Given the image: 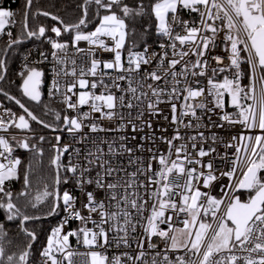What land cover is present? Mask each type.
Returning a JSON list of instances; mask_svg holds the SVG:
<instances>
[{
	"label": "snow or ice",
	"instance_id": "1",
	"mask_svg": "<svg viewBox=\"0 0 264 264\" xmlns=\"http://www.w3.org/2000/svg\"><path fill=\"white\" fill-rule=\"evenodd\" d=\"M90 5H95L96 14L93 19L98 20V23L92 30L85 31L82 29L89 22ZM31 7L32 0H24L23 33L25 35L13 38L11 30L7 31L8 39L3 49L5 55L0 56V80L5 78L7 53L13 45H18L23 38H47L44 25H39L34 30L28 27L27 17ZM80 8L82 14L74 23H65L59 16L40 9L33 12L32 16L39 13L58 21L61 27L53 25L51 32L56 37H60L62 31L69 33L70 44L75 52H85L78 46L80 41H85L90 46L87 49V54L91 57L90 66L87 69L81 68V78L78 80L81 89H85V86L89 84V81L83 78L85 72L95 77L101 64L104 70L111 69L118 73L123 72L125 75L118 74L112 85L103 84L102 78L100 84L103 87L100 94L81 90L75 103L68 95L73 92L74 84H67L62 94V103L66 108L76 110L80 105H90L91 112H98L101 118L108 120H113L119 115L120 122L115 131H120L126 124L131 125L135 130L137 121L142 129L145 124V111L154 116L157 112H162L158 105L167 103L171 109V123L176 127L171 138L166 136L158 138L167 145L168 152L157 156L153 148H148L147 151L151 155L146 165L143 158H135L132 155L133 149L127 148L124 143H120L118 147L129 154L127 164L114 163L112 159H105L103 148L95 143L92 149L84 152L83 163H81L80 150L75 149L74 153L68 151L71 147L68 143L63 144L62 147L59 146L61 136L55 135L57 143L51 146L55 149V154L50 158V164L56 170L55 179L51 185L52 190H49L50 186L45 183L43 190L37 192L24 205L25 208L30 205L32 209H37L41 202L48 203V208L43 212L44 216L55 215L63 206L64 215L59 223L51 228L47 243L40 252V255L45 258L44 264H48V261L51 264H65V262L78 264L74 257L89 258L81 259L79 264H108V258L99 251L89 250L86 253H79L73 250L69 243L70 237L75 236L78 244L82 239L83 245L89 249L104 247L112 241H115L117 245L123 243L129 246L130 231H136L133 215H139L143 220L145 211L148 212L147 223L141 224V227L147 236V247L155 249L156 245L151 242L154 235L166 242L163 259L159 264H240L241 261L243 264H264V0H148L147 4L144 0H134L132 4L126 0H84ZM182 11L198 14L199 20L192 21L190 24L189 20L180 16ZM15 15L14 10L0 6V34L4 33L6 26L16 23ZM145 15H148L150 20L154 18L155 33L162 38L158 43L159 51L149 53L147 43L144 44L142 51H133L129 47L128 66L125 67L122 50L127 36L126 20ZM150 27V24L145 23L143 30L147 32ZM178 27L182 28L185 34L175 31ZM222 29L226 30L223 40L224 47L229 52L228 63L223 66L221 62L225 59L224 57L211 55L217 39L216 34ZM102 37L110 38L111 44L106 43ZM48 42L51 45L55 64L62 65L68 62L67 56L61 57L58 53L67 51L69 41L59 42L57 39L48 38ZM177 42L180 47L177 46ZM184 46H187V50ZM97 49L113 53L112 59L104 61L97 59L95 57ZM169 50H171V58H169ZM242 52L246 53V56H242ZM210 55L211 60L208 58ZM189 56L194 57V60L189 59L185 62L184 58ZM40 57L47 59L44 52H40ZM242 61L248 65L247 85H244L241 80L244 75L241 71ZM177 66L180 67L179 72L176 71ZM209 68L212 72L210 76ZM226 68L235 70L232 78L224 76L222 80L215 79L217 71L223 72ZM257 70L260 71L258 77ZM52 71L54 77L48 89L50 98L61 95V85L58 80L60 73L55 66ZM189 72L193 78L192 83H184L181 87L180 78L187 79ZM134 74L136 87H133ZM17 75L21 77L22 82L19 88L23 95L30 101L39 103L42 98L40 86L43 82V70L25 62ZM108 75L107 71L102 74V76ZM169 76L172 77L171 81L168 80ZM197 77H207L208 95L212 98L207 112L212 113L214 109L223 110L226 93L227 104L233 106L236 111L223 112L219 119L232 124H241L249 133L247 136L244 132L240 133L241 143L233 145L229 141L226 145V148L236 147V158L232 160L231 166L226 171L220 173L222 177H227L228 183L220 185L222 195L219 196L211 193L212 182L217 180L213 163L211 160L203 163L201 159L215 152V148L206 150L201 146L197 149L195 142L199 136L201 145L203 144L205 139L203 133L188 137V140L192 141L191 152L188 151L186 144L173 143L174 140H183L179 130L181 126L192 127L191 120L185 123V117L191 116L199 120L196 109L206 108L203 102H192L204 96V88L200 86ZM125 79L128 81V87L116 96L111 89H120L121 86L116 81ZM148 81L156 83H148ZM161 81L164 87L158 86V82ZM97 86V81L93 79L91 89L94 90ZM106 89L107 94H105ZM0 94L13 100L22 109V113L17 116L16 113L5 108L3 111L9 118L0 117V194H2L0 209L4 211L7 221L18 220L20 230L30 238L28 245L19 252L18 256L15 252L7 255L3 264H27L31 241L36 239V233L26 227V222L38 220L41 216H32L23 212L14 202L13 192L7 188L6 182L19 180L21 169H23V187L15 195L17 199L29 196V176L32 166L30 163L24 165L19 156L13 158V150L14 147H18L42 155L43 149L35 143H30L26 136L20 139H17L15 135L6 138L4 133L9 132L10 125L16 129L28 130L30 129L29 120H31L54 132L57 128H63L74 139L87 140L88 134L80 133L84 128L83 121L89 117L90 113L84 112L71 116L64 114L62 124L54 125L38 117L20 99L10 95L3 88H0ZM181 96H183V102L177 105L174 100H179ZM118 106L127 108L129 117L132 116V110L136 109L135 120L126 121L123 115L116 112ZM45 108L47 114V106ZM52 111L56 120L60 121V113ZM147 126L152 127L150 120ZM88 129L91 133L106 131L96 121L90 123ZM119 139L124 141L126 137L121 136ZM140 139L154 141L155 138L149 135ZM212 139L215 141L214 136ZM235 139L236 137H232V140ZM10 140L15 141V145ZM39 140L43 142L44 136H40ZM105 142L108 144L107 155L116 156L118 152L114 142L102 140L100 143ZM136 147L143 149L142 144ZM241 148L244 149L243 156L240 155ZM66 152L68 162L64 164L60 157ZM74 154L75 163L73 162ZM137 161L139 162L137 169L128 171L127 169ZM153 161L158 163V168L155 170ZM94 169L95 174L89 175ZM62 172L68 174L64 175L63 183H68L71 179L75 186L84 192L86 202L81 201V207H76V197L69 189L65 188L62 193L59 191ZM173 172L186 177L183 184L174 185L170 181L169 174ZM141 175L146 179L139 180L138 177ZM201 181L208 191H201L199 187ZM153 184L156 185L155 191L152 189ZM85 185L92 186V190L85 191ZM119 189H123L122 194L119 193ZM139 189H143V193ZM238 190L245 191V199H241ZM173 191L177 192L178 199L171 196ZM99 193L105 195L100 196ZM106 201L110 208L115 209L114 211L106 208ZM149 202H151L150 208L147 207ZM85 209L87 215L84 214ZM172 213H176L177 216L180 213L186 214V218L182 221L183 227H173ZM209 216L211 220L208 219ZM72 220L78 221L80 226L64 231L65 226ZM88 223H91L92 227L86 226ZM159 224H167V229L158 227ZM2 230L3 225L0 224V240L7 235ZM113 231L116 235L109 240L108 233ZM132 242L138 243L139 246L135 256L127 252L114 255L112 264H127V261L138 264L145 255L144 238L141 237ZM167 249H184L186 256L177 255L175 260H172L169 258ZM237 250L245 254L237 255ZM4 256L5 248L0 243V257ZM121 257H126L127 261L122 260ZM145 264L148 262L145 261ZM151 264H158L155 256Z\"/></svg>",
	"mask_w": 264,
	"mask_h": 264
},
{
	"label": "built area",
	"instance_id": "2",
	"mask_svg": "<svg viewBox=\"0 0 264 264\" xmlns=\"http://www.w3.org/2000/svg\"><path fill=\"white\" fill-rule=\"evenodd\" d=\"M180 16L185 19L189 20L190 24L192 21L199 20V16L197 17H192L191 16H185L183 12H180ZM211 22V21H210ZM12 25H8L6 30L9 29ZM217 26L219 27V22H217ZM127 31V29H126ZM175 31L180 32L181 34H185L182 28H176ZM224 29L221 31L217 32V39L215 41V47L213 49V52L211 55H220L224 57L225 59L221 62V66L226 65L228 63L227 61V56L229 54L228 50L225 49L224 47V34H225ZM199 35V34H198ZM47 38H43L41 43H28L17 64L15 67V72L16 74L20 72L22 69V66L25 62L29 63L30 66H36L40 69L43 70V78H44V91H43V96L45 99L50 101L51 103L56 104L59 107V113L63 117L64 114H67L69 116L71 115H78L82 114L84 112H89L90 115L88 118H86L83 121L84 128L82 129V132L80 133L81 135L87 133L88 134V139L87 140H77L74 139L72 136H70L67 131L63 128H57L56 131H52L51 129H41V131H32L31 129L28 130H20L16 129L14 126H9V132L4 133L6 135V138H10L12 135H15L18 137V139L22 137H28L29 142L35 143L37 145H42V144H48L49 146H52L53 144H56L57 141L55 140V135H60L61 140L59 142V146H63V144L68 143L71 147L69 148L68 151L73 152L75 149L80 150V162L83 163V155L86 150L92 149L94 143L100 145V147L103 148L105 152V159H112L114 163H120L123 162L124 164H127L129 160V154L126 151L120 150L119 149V144L124 143L127 148H132L133 149V156L135 158H143L145 165L147 164L148 158L151 155L147 150L148 148H153V151L155 155L159 156L161 153H167L168 152V147L167 145L160 139H158L161 136H166L168 138H171L175 129V125L171 123V109L170 106L167 103H161L158 105V107L162 110V112H157L156 115H149L147 111H145L144 115V127L141 129L139 122L137 121V128L135 130L132 129L131 125L126 124L125 127H123L120 131H115L117 128V125L119 124V115L114 118L113 120H108L107 118H101L100 113L98 112H91L90 110V105H80L76 110L72 109H67L66 106L62 103V94L64 92V88L66 87L67 84L71 83L74 84L73 92L68 93V95L71 97V100L73 103L76 102L78 94L81 90H88V91H94L96 94H100L101 88L103 87L102 84H100L101 79L103 78V84L106 85H112L113 82L115 81V77L119 75H125L123 72H117L115 70H104L102 67V64L99 66L97 74L95 77H93L91 74H88L85 72L84 79L89 81V84L85 86V89H81L78 80L81 78L80 72L81 68L87 69V67L90 66V59L91 57L87 54V49L90 47L87 42L85 41H80L78 42V46L81 49H84L85 52L83 53H77L75 50L72 48L71 44L69 43V47L66 52H59L58 55L61 57L67 56L68 62L62 64V65H57L55 64V61L53 60L52 57V49L51 45L48 42V38L50 39H57V37L54 34L46 35ZM105 42L108 44H111L110 38H104ZM162 38H160L158 41L154 43H147L149 45V53L152 51H159L158 48V43ZM58 40V39H57ZM59 42H64L61 40H58ZM177 46H179V42H177ZM129 47L132 48V43L129 38V34L127 31V36H126V43L125 46L122 50V58L124 61V66L127 67V56H128V49ZM238 47H242L238 45ZM185 50H187V46H184ZM230 48V45H229ZM133 51H142V49H134L132 48ZM40 52H44L47 59L44 60L40 57ZM211 55L208 57L211 60ZM242 56H246V53H241ZM25 56H27V61H25ZM113 53L109 51H104L97 49L95 52V57L97 59H100L101 61L104 60H110L112 59ZM169 58H171V50H169ZM189 59L194 60V57H185L184 60L185 62L188 61ZM35 61H40L39 63H33ZM71 61H75V63H71ZM212 63L215 64V61L212 60ZM246 63L244 61L241 62V71L243 64ZM56 67L57 71L60 73L58 80L61 85V95H56L54 97H49L48 94V89L49 86L53 80L54 73L52 71L53 67ZM107 71L109 73L108 76H102L103 72ZM176 71H180V67L177 66ZM234 69L232 68H226L225 71L220 72L217 71L215 79L217 80H222L224 76H228L229 78H232V75L234 73ZM73 72L75 73L73 75ZM142 75V73H141ZM208 75H212L211 68L208 69ZM257 77L260 75V71L257 70L256 73ZM19 76V75H18ZM95 79L98 83V86L96 89H91V81ZM172 77L169 76L168 80L171 81ZM182 80L181 87H183L184 83H192V77L189 72V75L187 79L180 78ZM200 81V86L204 88V96L203 98H198L196 101H192L193 103L195 102H203L206 105L205 109H196L197 117L200 119L197 120L196 118H193L191 116L185 117V123H187L189 120H191L192 127L191 128H186L181 126L180 127V133L181 136L183 137V140H174V144H180L184 143L188 146V151L191 152V143L192 141L188 140L189 136H194L197 135L198 133H203L204 136V141L203 144L201 145V140L199 136H197L196 145L197 149L199 147L203 146L206 150L209 148H215V152L210 153L208 156L201 158L203 163H207L209 160L212 161L213 163V168H214V175L217 176V180L212 182L211 185V193L213 195H222L220 192V185H227L228 180L227 177H222L220 175L221 172L226 171L232 163V160L236 158V147H227L226 145L229 143V141L232 142L233 145L241 143L239 136L241 132H244V134L247 136L249 133L243 129V126L241 124H232L229 123L228 121H221L219 119V116L223 114V112H235V108L233 106H230L227 104V94L225 93V108L223 110L220 109H214L212 113L207 112V107L211 106V96L208 95V89H207V77H197ZM242 83L244 85H247L246 83L243 82V75L241 77ZM116 83L120 84V89H115L112 88L111 91L116 95L119 96L120 92L123 89H126L128 87V81L127 79L123 81H116ZM148 83H156L152 81H148ZM158 86L164 87L163 81L158 82ZM195 86V85H193ZM133 87H136V76L135 74L133 75ZM107 89L105 90V94H107ZM127 102V101H126ZM174 102L179 105V103L183 102V96L179 98V100H174ZM8 108L11 110V112L15 113V111L5 103L0 101V117H3L4 119H8L9 117L4 113V109ZM116 112L118 114H121L125 117V120L127 121L128 119H133L135 120L136 117V109L132 110V116H128V109L127 108H120L119 106L116 108ZM167 117V119H166ZM210 117V118H209ZM235 119V117H233ZM151 121L152 127L149 128L147 126V122ZM93 121H96L97 123L101 124L106 131L103 132H98V133H91L89 132L88 125L92 123ZM197 124H199V127H197ZM108 129H111V131H108ZM258 131V130H257ZM253 135L255 133H252ZM149 135H152L155 139L149 140V139H144L141 140V137H148ZM40 136H44V141L41 142L39 140ZM121 136L126 137L124 141H121L119 138ZM215 137V141H213L212 137ZM46 137L48 139H46ZM232 137H236L235 140H232ZM113 141L114 142V147L117 149L118 154L114 157H110L107 155V149H108V144L105 142L101 144V141ZM142 144L143 149H139L136 147V145ZM122 153V154H121ZM240 155H244V149L241 148ZM17 155L13 151V158H15ZM174 149H173V158H174ZM61 162L64 164H67L68 162V154L67 152L64 153L61 157ZM73 162H76V157L75 154L73 155ZM139 166V162L137 161L136 164H133L131 167H129L127 170L128 171H135L137 167ZM189 167H198L196 165H187ZM158 168V163L156 161H153V169L155 170ZM204 171H207L204 169ZM240 169H237V173L239 174ZM95 174V169L93 170L92 173H89V175H94ZM68 175L67 173L63 172V176ZM139 180H145L146 178L144 176H139ZM169 179L170 181L176 185V184H183L184 180L186 177L183 175H177L176 173H170L169 174ZM238 179V175H237ZM199 187L201 188V191H208L207 188L203 186V183L201 181ZM67 188L71 191L72 195L76 197V207H81V201L86 202V196L84 195V192L81 191L80 188L76 187L74 184L73 180H69L68 183H64L63 190ZM152 189L155 191L156 190V185H152ZM62 190V192H63ZM85 191H91L92 186L85 185L84 186ZM119 193H123V189L118 190ZM141 193H143V189H139ZM100 196L105 195L104 193H99ZM171 196L173 198H177V192L173 191L171 193ZM146 198V197H145ZM148 208L151 207V202L148 203ZM106 208H108L109 211H114V208H110L108 206V203L106 201ZM132 211L131 209H129ZM84 214L87 215V210H83ZM170 211V210H168ZM64 215L63 213V206H61V210L59 211V218L56 222L55 225H57L60 221V218ZM96 216V214H93ZM148 215V212L145 211L144 213V219L141 220L139 215H133V221L136 223V231L131 232L128 236L129 239V246L124 245L123 243L117 245L115 241H112L110 244L104 246V247H94L92 249L87 248L86 246L83 245L82 239L81 242L78 244L77 243V238L75 236H71L69 243L72 246V249L79 252V253H86L89 250H95L101 252L103 255H105L108 258V264H112V257L114 255H120L123 252H127L129 255L135 256V254L139 251V246L138 243H133V240H138L139 238L143 237L144 238V251L145 255L144 257L138 262V264H145V261L148 262V264H151L153 257L155 256L157 259V262H159L163 259V254L165 251V243L161 241V239L158 236H153L152 237V244L156 245L155 249H150L147 247V236L141 227V224L147 223L146 217ZM203 214L201 213V216ZM186 218L185 213H180L179 216H177L176 213H172V224L173 227H183L182 221ZM209 220H211V217H208ZM54 225V226H55ZM80 224L78 221L72 220L70 221V224L65 226L64 231H68L69 228H76L79 227ZM86 226L92 227L91 223H88ZM107 228V225H105ZM158 227L167 229V224H159ZM170 231V230H169ZM51 232V231H50ZM116 235L115 231L109 232L108 237L109 240H112V237ZM122 235V234H121ZM250 246V245H249ZM43 250V249H42ZM169 258L172 260H175V257L177 255H185L186 253L184 249H177V250H172V249H167ZM159 253V255H156ZM237 255H244L245 253L240 252L239 250L236 251ZM59 256V254H57ZM79 261L81 259H89L88 257H74ZM122 260L127 261L126 257H121ZM45 258L39 255L36 260L29 262L27 264H44ZM48 264H51L50 261H48ZM67 264V262H65ZM127 264H132V262L127 261ZM240 264H243V261L240 262Z\"/></svg>",
	"mask_w": 264,
	"mask_h": 264
},
{
	"label": "trees",
	"instance_id": "3",
	"mask_svg": "<svg viewBox=\"0 0 264 264\" xmlns=\"http://www.w3.org/2000/svg\"><path fill=\"white\" fill-rule=\"evenodd\" d=\"M126 2L132 4L134 0H126ZM145 4L148 3V0H144ZM23 3L24 0H0V6L10 8L16 12L15 21L16 23L12 25L9 29L12 32L13 38L16 36H24L23 33V22H24V14H23ZM84 3V0H32V7L29 10L28 14V27L30 29H36L39 25H44L46 28V35L54 34L51 32V27L56 25L57 27H61L58 21L52 20L50 16L46 17L41 14H37L36 16H32L33 12H36L37 9L41 11L51 12L54 15L59 16L65 23H74L78 18L79 15L82 14V9L80 5ZM185 16L197 17L198 14L196 13H189L188 11H182ZM96 14L95 5H90L89 8V16H88V24L82 30L90 31L95 27V24L98 23V20L93 19ZM103 14V11H101ZM148 23L151 25L150 30L145 32L143 30V25ZM127 24V31L129 34V38L131 43L135 44L136 48H143L145 43H154L158 41L161 37H159L155 33L154 29V18L152 20L149 19L148 15L143 17H136L135 19L129 18L126 20ZM7 29L1 36H0V56L4 54V47L7 43ZM133 29L135 31L133 32ZM44 37H32L28 43H41ZM26 39V38H23ZM58 40L61 41H69L70 43V35L69 33L63 32L61 33L60 37H57ZM25 42L19 43L18 45H13L12 48L7 53V71L5 74V78L0 83V88H3L5 91L10 93V95L15 96L17 99H20L22 103L25 104L31 111L34 112L38 117L47 121L50 124H58L57 121L50 111V106L53 107V103L45 100L43 96V91L41 93V101L39 103L32 102L29 98L25 97L22 93V90L19 88L21 81V77L18 76L15 72L16 64L25 48L28 44ZM243 70V82L248 84L247 74H248V65L244 63L242 66ZM0 101L5 103L6 105L10 106L19 116L22 111L21 109L13 103L10 99L5 97L3 94H0ZM35 103L37 105L41 103L49 104V108L46 114V110L42 109L41 106L32 108L30 104ZM43 107V106H42ZM27 118V116H26ZM30 129H43L42 126L38 125L34 121L29 120ZM60 124V123H59ZM43 149V153L35 154L32 151L24 150V149H17L18 151L17 156H19L24 165L31 164L30 170V186L28 188L29 196L21 197L19 199L16 198V192L21 190L23 187V175L21 169V176L19 180H12L10 182H6L7 188H10L13 192V200L21 207V210L28 215L36 216L40 215L41 218L45 217L43 212L48 208V203L41 202L37 209H32L31 206L25 208L24 205L26 202L31 198L34 197L37 192H40L44 188V184L47 183L51 189V185L55 179V171L54 167L50 164V158L54 154V149L49 146L48 144H42L38 146ZM63 172L61 173V185L59 187V191L62 192L63 190ZM238 194L241 198H246V193L244 190H238ZM2 195V194H0ZM59 218V212L53 215L50 218H43L34 220L31 222H26V227L31 230H34L36 233V239L33 245L30 247L29 250V257L28 263L32 262L37 259L42 251L43 247L46 244L47 236L50 234L51 228L56 224ZM0 224L3 225V232L7 233L6 236L3 237V240H0V243L3 244L5 248V256L0 257V264H3L5 257L7 255H11L12 253H16L17 256L21 250L25 246L28 245L30 238L26 237L24 233L20 230L19 221H7L5 219V213L2 209H0Z\"/></svg>",
	"mask_w": 264,
	"mask_h": 264
},
{
	"label": "rangeland",
	"instance_id": "4",
	"mask_svg": "<svg viewBox=\"0 0 264 264\" xmlns=\"http://www.w3.org/2000/svg\"><path fill=\"white\" fill-rule=\"evenodd\" d=\"M55 35V34H54ZM56 36V35H55ZM132 48H134V49H139V48H136V46H135V44H133L132 43ZM140 49H142V48H140ZM46 100V99H45ZM54 104V103H53ZM30 106L32 107V108H34V107H38V106H41V108L42 109H45L46 110V108H45V106H47V109L49 108V104H44V103H41V104H39V105H37V104H35V103H32L31 102V104H30ZM43 106V107H42ZM50 111L52 112V115H53V117L55 118V115H54V112L52 111V110H55V111H57V112H59V107L55 104V105H53V107L52 106H50ZM61 115V114H60ZM56 119V118H55ZM59 123L60 124H62V116H61V119H60V121H59ZM44 129V128H43ZM32 131H41V129H31ZM17 139H18V137H17ZM46 139H48L47 137H46ZM10 142L11 143H13L14 145H15V141H12V140H10ZM31 143V142H30ZM37 146H40V145H37ZM19 150V148L18 147H14V153L17 155V151ZM62 193V192H61ZM46 243H47V241H46Z\"/></svg>",
	"mask_w": 264,
	"mask_h": 264
},
{
	"label": "water",
	"instance_id": "5",
	"mask_svg": "<svg viewBox=\"0 0 264 264\" xmlns=\"http://www.w3.org/2000/svg\"><path fill=\"white\" fill-rule=\"evenodd\" d=\"M27 23H28V17H27ZM32 38V37H31ZM31 38H26V39H22L21 40V42L20 43H22V42H25V43H28L30 40H31ZM5 55V53L3 54V56ZM6 74V73H5ZM3 80V79H2ZM2 80H0V83H1V81ZM13 103H15L13 100H11ZM18 106V105H17ZM19 107V106H18ZM21 111H22V109H21ZM26 115V114H25ZM35 122V121H34ZM35 123H37V122H35ZM38 124V123H37ZM38 125H40V124H38ZM40 126H42V125H40ZM43 127V126H42ZM44 128V127H43ZM45 129H47V128H45ZM54 154H55V149H54ZM53 154V155H54ZM54 167V166H53ZM54 171L56 172V170H55V168H54ZM50 217H52V216H45V217H42V218H40V219H43V218H50ZM34 221V220H33ZM230 223V222H229ZM34 241L35 240H33V241H31V246L33 245V243H34ZM30 250V249H29ZM27 263H28V261H27Z\"/></svg>",
	"mask_w": 264,
	"mask_h": 264
},
{
	"label": "flooded vegetation",
	"instance_id": "6",
	"mask_svg": "<svg viewBox=\"0 0 264 264\" xmlns=\"http://www.w3.org/2000/svg\"><path fill=\"white\" fill-rule=\"evenodd\" d=\"M42 84H41V86H40V91H41V93H42V91H43V89H44V78L42 77ZM241 199H243V198H241Z\"/></svg>",
	"mask_w": 264,
	"mask_h": 264
},
{
	"label": "crops",
	"instance_id": "7",
	"mask_svg": "<svg viewBox=\"0 0 264 264\" xmlns=\"http://www.w3.org/2000/svg\"><path fill=\"white\" fill-rule=\"evenodd\" d=\"M6 28H7V26H6ZM6 28H5V31H6ZM5 31H4V32H5ZM1 35H2V34H0V36H1Z\"/></svg>",
	"mask_w": 264,
	"mask_h": 264
}]
</instances>
